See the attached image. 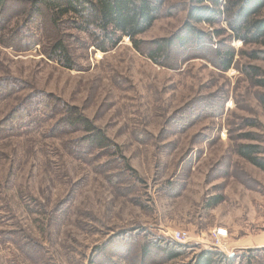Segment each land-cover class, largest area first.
<instances>
[{"label": "rangeland", "instance_id": "rangeland-1", "mask_svg": "<svg viewBox=\"0 0 264 264\" xmlns=\"http://www.w3.org/2000/svg\"><path fill=\"white\" fill-rule=\"evenodd\" d=\"M32 2L6 0L0 35V264H192L207 249L264 264V171L237 154L257 145L264 160V88L250 70L264 76V58H251L258 47L222 36L237 54L228 72L218 68L215 37L156 64L150 42L183 27L190 0H167L139 38L141 53L128 38L102 52L68 20L59 33ZM61 37L72 70L46 55ZM65 106L112 149L64 126ZM215 198L222 202L210 208ZM219 229L228 237L217 246ZM174 243L182 248L170 259Z\"/></svg>", "mask_w": 264, "mask_h": 264}, {"label": "trees", "instance_id": "trees-1", "mask_svg": "<svg viewBox=\"0 0 264 264\" xmlns=\"http://www.w3.org/2000/svg\"><path fill=\"white\" fill-rule=\"evenodd\" d=\"M5 2L6 0H0V35L8 25V19L4 15ZM166 3L167 0H33L32 13L39 14L35 17L42 20L40 16L42 11L49 12L50 23L59 33L61 24L68 20L72 28L89 33L94 46L102 52L115 50L125 38H128L133 47L141 53L143 45L147 43L139 38L153 28ZM222 21L227 22L228 29H215ZM199 25L212 28L211 33L201 30ZM225 34H229L230 40L240 41L244 46H257L258 49L251 53L253 60L264 58V0H190L188 18L183 27L170 37L152 40L150 50L147 49L149 50L147 57L156 64L170 62L173 61L174 48L185 50L205 40L213 41L215 37L219 39L218 47L215 49L218 68L228 72L233 67L237 54L228 45L230 42L227 41L228 38H222ZM46 55L50 60L68 69L74 68L63 37L48 47ZM250 70L257 86L264 88L262 71L254 66H251ZM260 102L264 108V95ZM65 108L67 109L66 117L63 118L65 124L62 120L64 126L76 129L81 127L88 134L85 138L92 147L112 149V142L101 129L94 126L76 108L66 106ZM23 116L24 121L30 118L31 114ZM237 154L264 171V160L259 157L261 151L257 145H239ZM221 202V198H215L209 207L213 208ZM180 248L181 245L174 243L165 249L168 257L175 259L180 256L179 253H175ZM142 249L144 255H147L150 246L145 245ZM243 257L250 262L253 258L246 253ZM192 264H233V261L229 255L226 256L216 249H207L199 253Z\"/></svg>", "mask_w": 264, "mask_h": 264}, {"label": "built area", "instance_id": "built-area-1", "mask_svg": "<svg viewBox=\"0 0 264 264\" xmlns=\"http://www.w3.org/2000/svg\"><path fill=\"white\" fill-rule=\"evenodd\" d=\"M213 236L216 245L220 246L223 240L228 237V231L225 229H219ZM171 237L181 243L189 239L188 233L182 231H173Z\"/></svg>", "mask_w": 264, "mask_h": 264}]
</instances>
